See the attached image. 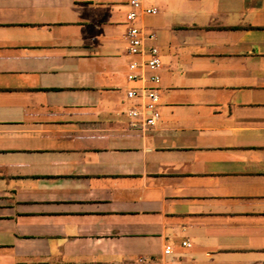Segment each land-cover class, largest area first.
Wrapping results in <instances>:
<instances>
[{
    "label": "crops",
    "instance_id": "obj_1",
    "mask_svg": "<svg viewBox=\"0 0 264 264\" xmlns=\"http://www.w3.org/2000/svg\"><path fill=\"white\" fill-rule=\"evenodd\" d=\"M127 1L0 0V264H264V0H143L145 134Z\"/></svg>",
    "mask_w": 264,
    "mask_h": 264
},
{
    "label": "built area",
    "instance_id": "obj_2",
    "mask_svg": "<svg viewBox=\"0 0 264 264\" xmlns=\"http://www.w3.org/2000/svg\"><path fill=\"white\" fill-rule=\"evenodd\" d=\"M129 10L125 15V22L128 27L125 31V43L127 55L134 57V60L127 64V81L138 83L139 86L128 89L126 98L128 100H139V105L130 107L126 112L127 128L129 130L147 133L159 121L158 111L159 96V70L161 61L158 47L147 45V42L154 40L152 34H146L134 23L146 15H153L157 9L152 6H145L143 0H128ZM183 246L188 244L182 243ZM170 247H165L164 253L168 254Z\"/></svg>",
    "mask_w": 264,
    "mask_h": 264
}]
</instances>
